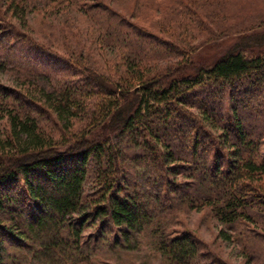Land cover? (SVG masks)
I'll return each mask as SVG.
<instances>
[{
  "label": "trees",
  "instance_id": "1",
  "mask_svg": "<svg viewBox=\"0 0 264 264\" xmlns=\"http://www.w3.org/2000/svg\"><path fill=\"white\" fill-rule=\"evenodd\" d=\"M137 6L174 10L171 26L107 0H0V74L20 79L0 81V264H97L140 235L166 264H194L200 244L170 228L184 206L264 225V22L200 57L194 22L208 41L230 31L212 11L204 26L194 1ZM29 9L82 16L121 67L36 38Z\"/></svg>",
  "mask_w": 264,
  "mask_h": 264
},
{
  "label": "rangeland",
  "instance_id": "2",
  "mask_svg": "<svg viewBox=\"0 0 264 264\" xmlns=\"http://www.w3.org/2000/svg\"><path fill=\"white\" fill-rule=\"evenodd\" d=\"M115 7L122 9L127 14L134 12L139 20L145 24L161 25L168 23V17L175 16L174 10L163 12L161 10L151 11L146 8H139L144 0H107ZM173 4L176 0H161ZM194 1L196 19L205 26L203 18L204 11L209 9L214 19H208L213 29L219 31L226 28L229 32L219 39L208 41V33L195 22L194 29L188 36V42L197 47L200 57H212L220 54L228 45L236 43L237 35L247 30V26L260 19L264 22V0H189ZM137 6L136 11H131ZM220 8V10H217ZM137 12V13H136ZM172 12V14H171ZM181 13V12H180ZM179 20L189 17L187 14H180ZM142 19H141V18ZM26 29L32 31L36 38L48 42L61 51L76 52L85 58H89L94 64L102 66H114L118 68L119 61L109 47H106L97 34L96 27L89 24L82 16L71 13L64 16H54L48 9H29L27 15ZM191 27V26H190ZM154 31V30H153ZM99 36V37H98ZM171 60H164L156 64L161 67ZM102 63V65H101ZM155 64V63H153ZM119 65V66H117ZM152 65V64H150ZM54 66L45 67L52 71ZM14 77L10 71L0 74V81L7 84L14 83ZM20 80V79H19ZM45 83L41 84L44 85ZM93 177H87L83 182L85 193L94 189ZM258 221V220H257ZM239 223L234 227H228L218 221L207 208L201 210L183 207L170 221V228L173 231L189 232L193 235L200 246L198 257L194 264H264V225L262 222ZM260 221V220H259ZM247 226L248 228H244ZM245 231L251 236L247 252L239 241V233ZM125 244V243H124ZM251 246V247H250ZM251 248V249H250ZM249 256H247V254ZM97 264H166V259L157 250L151 238L140 235L130 238L126 244L118 246L114 250H105L97 257Z\"/></svg>",
  "mask_w": 264,
  "mask_h": 264
}]
</instances>
